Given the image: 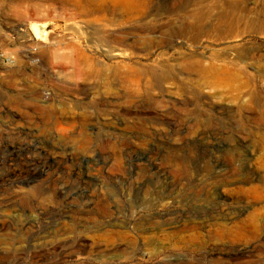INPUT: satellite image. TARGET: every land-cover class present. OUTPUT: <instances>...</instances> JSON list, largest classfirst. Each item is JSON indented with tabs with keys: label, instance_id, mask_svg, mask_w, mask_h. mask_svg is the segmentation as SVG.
<instances>
[{
	"label": "rangeland",
	"instance_id": "rangeland-1",
	"mask_svg": "<svg viewBox=\"0 0 264 264\" xmlns=\"http://www.w3.org/2000/svg\"><path fill=\"white\" fill-rule=\"evenodd\" d=\"M0 47V264H264V0H0Z\"/></svg>",
	"mask_w": 264,
	"mask_h": 264
},
{
	"label": "built area",
	"instance_id": "built-area-1",
	"mask_svg": "<svg viewBox=\"0 0 264 264\" xmlns=\"http://www.w3.org/2000/svg\"><path fill=\"white\" fill-rule=\"evenodd\" d=\"M14 62V56L0 47V65L11 66Z\"/></svg>",
	"mask_w": 264,
	"mask_h": 264
},
{
	"label": "water",
	"instance_id": "water-1",
	"mask_svg": "<svg viewBox=\"0 0 264 264\" xmlns=\"http://www.w3.org/2000/svg\"><path fill=\"white\" fill-rule=\"evenodd\" d=\"M30 32L32 33V35H33L34 37H37V36H38V31H37V29H36L35 27L31 28V29H30Z\"/></svg>",
	"mask_w": 264,
	"mask_h": 264
},
{
	"label": "bare ground",
	"instance_id": "bare-ground-1",
	"mask_svg": "<svg viewBox=\"0 0 264 264\" xmlns=\"http://www.w3.org/2000/svg\"><path fill=\"white\" fill-rule=\"evenodd\" d=\"M230 1V0H229ZM232 5V4H231ZM198 17V16H197ZM242 17V16H241ZM242 19V18H241ZM225 20V19H224ZM238 23V22H237ZM196 25V24H195ZM238 25V24H237ZM153 26V25H152ZM197 26V25H196ZM146 27V26H145ZM214 27V26H213ZM44 29V28H43ZM135 35V34H134ZM143 36V35H142ZM199 36V35H198ZM202 36V35H201ZM139 38V37H138ZM145 38V37H144ZM150 41V40H149ZM141 42V41H140ZM143 45V44H142ZM10 104V103H9ZM39 157V156H38ZM44 167V166H43ZM217 174V173H216ZM212 213V212H211ZM152 219V218H151ZM157 219V218H156ZM155 219V220H156ZM219 219V218H218ZM224 220V219H223ZM210 223V222H209ZM169 225V224H168ZM219 227V226H218ZM164 229V228H163ZM227 231V230H226ZM220 233V232H219ZM197 236V235H196ZM222 236V235H221Z\"/></svg>",
	"mask_w": 264,
	"mask_h": 264
}]
</instances>
